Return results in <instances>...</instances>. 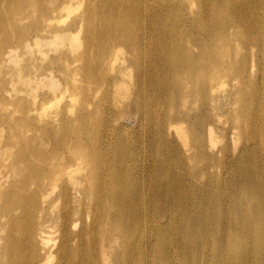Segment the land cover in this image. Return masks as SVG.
<instances>
[{"label": "bare ground", "instance_id": "bare-ground-1", "mask_svg": "<svg viewBox=\"0 0 264 264\" xmlns=\"http://www.w3.org/2000/svg\"><path fill=\"white\" fill-rule=\"evenodd\" d=\"M70 1L0 0V73L29 40L24 29L16 32L13 25L26 24L30 17L49 24L58 10L70 9ZM93 1L79 19L88 49L99 48L107 54L111 46L115 53L119 46L128 47L136 87L142 90L152 79L150 67L157 64L160 49L166 46L162 14L164 18L172 11L174 3ZM12 2L18 3L15 12L9 9ZM198 3L202 8L195 12L193 27L201 38L192 43L198 52L182 47L180 58L174 51L170 55L175 77L185 78L172 82L162 101L160 129L146 128L153 143L146 148L153 155L148 168L138 167L144 152L139 139L129 147L125 135L112 134L101 101L95 111L85 107L74 116L51 122L55 145L45 148L48 140L38 139L36 146L24 143L0 180L4 264H264V117L258 119L261 95L251 78L252 74L264 76V69L254 71L247 54L237 58L233 50H225L232 48L230 28L244 29L234 51L239 45L245 51L253 46L264 50V0ZM240 8L241 19H237ZM246 23L253 25L248 28ZM64 32L70 29L57 31L60 34L52 38L67 35ZM116 37L124 38L115 44ZM81 57L74 62H83L79 88L87 96L85 74H96L103 81L104 55L100 61L88 52ZM235 71L234 98L227 101L212 95L215 83ZM22 78L34 81L28 74ZM46 82L51 89L57 88L54 79ZM124 85L128 90V83ZM189 100L198 104L184 111ZM134 103L140 111L148 107L142 99ZM233 105H240L239 109L233 110ZM225 107L230 119L226 134L237 131L238 138H247L236 154H231L228 144L218 146L219 116ZM174 126L182 128L178 136L169 131ZM187 141L192 143L190 150L178 152L176 142ZM73 162L83 165L77 177L66 171ZM59 202L62 208L56 217ZM56 228L57 240L51 238ZM24 249L21 259H12L13 252Z\"/></svg>", "mask_w": 264, "mask_h": 264}, {"label": "rangeland", "instance_id": "rangeland-1", "mask_svg": "<svg viewBox=\"0 0 264 264\" xmlns=\"http://www.w3.org/2000/svg\"><path fill=\"white\" fill-rule=\"evenodd\" d=\"M164 2L174 3V9L167 12L164 18L163 14L161 17L164 26L161 35L166 46L160 49L159 53L162 57L159 58L157 64H152L150 67L152 79L142 86V90L136 87V77L134 80L133 76L136 75V72L134 68L130 67L132 55L128 47L119 46L117 47L118 53H115L114 46H111L112 49L107 54L99 48L92 47V50L88 49L85 32L79 26V19L84 7L88 3H94L93 0H71L70 9L67 7L58 10L55 13V18L49 24H44L41 18L30 17L29 22L26 24L15 23L13 25L16 27H14L16 32L19 29H24L25 37L29 40L28 43L24 41L19 49L15 51V60L9 61L0 73V180L4 174L10 171L15 156L21 153L24 143H31V145L36 146L38 144L37 139L41 143L48 140L44 145L45 148L53 147L55 141L52 136H54L53 132L55 130L53 132L50 130L49 125L51 122L57 123L67 116H74L80 109L85 107L95 111V106L100 101L102 102V110L106 111L105 116L108 117V126L111 128L112 134L115 136L118 134L125 135L129 147L133 144L134 139L140 140L144 152L142 153L143 161L138 162V167L148 168V164L151 163L148 160L153 155L146 148L152 146L153 143L146 135V128L152 126L157 130L160 129L159 116L163 108L162 101L166 99L165 96L171 89V83L179 78L183 81L185 78V75L175 77L174 67L169 62L170 55L174 51V56L180 58L182 53L179 51L182 47L184 49L194 48L193 52L197 53V45L192 43L201 38L198 29L193 27V23L196 21L195 12L202 8L198 0H164ZM17 7L18 3L12 2L9 9L15 12ZM242 11V8H240L237 19H241ZM245 25L251 28L253 24L246 23ZM63 29H70V32H64L67 35L63 34V37L52 38V36L60 34L56 33L57 31ZM238 29L230 28L229 41L232 48L225 49L226 52L233 50L232 54L236 55L237 58L247 54L249 63H251L250 66L253 67L252 70L255 71L256 67L264 69V50L260 51L258 47L253 46L245 51L239 45L234 51V45L236 46L237 40H240L241 44V37L244 33V29L240 31ZM42 30H46L47 33ZM37 37L39 40L35 42ZM123 38L116 37L114 43L116 44L119 40L122 41ZM85 52H88L89 57L92 59L98 58L99 61L104 55L103 63H105L102 75L103 81L96 74H85L84 81L88 82L89 88L87 96H83L84 93L79 88L81 77L85 73L82 71L83 62H74ZM146 55L151 59L155 58L153 53ZM20 68H23L22 72L19 70ZM237 73V71L230 73L227 77L216 82V89L211 94L218 99L227 101L233 99L237 92V83L234 80ZM26 74L31 76L34 81H25V78L22 77ZM38 74H41V76L37 77ZM130 75L133 78L130 79ZM49 77L54 79L57 84L56 89L48 87L46 79H49ZM251 78L255 79V89L261 95L260 103L256 108L258 119L263 120L264 76L260 77L252 74ZM125 82L128 83V90H126L127 85H124ZM5 90L7 93H5ZM246 90L249 92L251 88ZM136 99H142L148 103V107L140 111L134 103ZM87 101L88 103H86ZM91 102L95 104L89 106ZM196 104L198 102L189 100L183 110L185 111ZM239 106L233 105L232 108L237 111ZM228 111L229 108L225 107L219 116V125L222 126L218 130L220 139L218 146L228 144L232 151L231 154H236L247 143V138L244 136L238 138L237 131L226 134L224 128H228L230 122L227 117ZM169 131L172 135L178 136L177 134H181L182 128L174 126ZM183 131L188 130L185 127ZM158 134L160 137V132ZM176 143L178 145L177 151L182 154L190 150L192 144L190 141L182 144ZM82 166L81 162H73L66 171L77 177ZM63 178L64 175L62 180L59 179L58 184L62 183ZM204 180L205 178L199 179V183H203ZM1 207L0 205V237L6 234L1 232V225L3 224ZM61 208L62 203L59 202L54 212L56 217L59 215ZM18 214L20 213L18 212ZM58 229L56 228L51 234L52 239L57 240L59 238L60 232ZM22 239L23 236H21L20 243ZM22 253L25 255L26 250L24 249L19 253L13 252L12 259H21ZM6 257L4 245L0 241V264H4Z\"/></svg>", "mask_w": 264, "mask_h": 264}]
</instances>
